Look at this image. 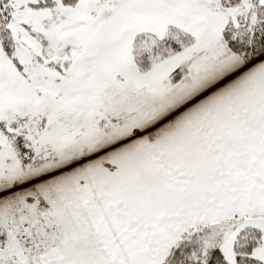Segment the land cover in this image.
I'll return each mask as SVG.
<instances>
[{"label": "snow or ice", "instance_id": "snow-or-ice-1", "mask_svg": "<svg viewBox=\"0 0 264 264\" xmlns=\"http://www.w3.org/2000/svg\"><path fill=\"white\" fill-rule=\"evenodd\" d=\"M0 264H264V0H0Z\"/></svg>", "mask_w": 264, "mask_h": 264}]
</instances>
